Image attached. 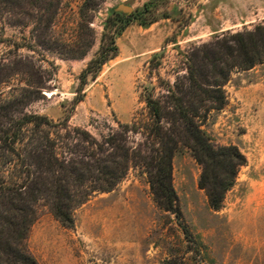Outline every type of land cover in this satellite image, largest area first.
I'll return each mask as SVG.
<instances>
[{
	"label": "rangeland",
	"instance_id": "1",
	"mask_svg": "<svg viewBox=\"0 0 264 264\" xmlns=\"http://www.w3.org/2000/svg\"><path fill=\"white\" fill-rule=\"evenodd\" d=\"M35 1L0 4V109L10 106L0 121L11 133L25 116H45L48 123L18 131L15 152L0 140V182L20 184L27 170L30 177L52 179L31 135H49L50 150L65 167L93 164L120 172L126 156L128 162L109 191L91 179L75 187L76 196L85 197L73 210V227L54 216L48 193L31 203L26 251L38 264H264V63L232 68L222 85V108L200 100V87L210 88L217 78L212 51L225 39L234 44L232 34L264 25V0H98L87 18L81 16L84 0ZM114 12L132 18L115 34L117 55L75 102L81 72L104 33L118 28H105ZM149 95L161 103L164 128L182 127L174 99L181 96L192 114L197 110L195 121L213 144L235 145L245 158L219 209L199 187L203 166L181 144L172 157L179 214L156 200L147 166L159 137ZM133 123L138 129L124 126ZM6 191L0 213L15 218L4 203ZM9 260L0 251V264Z\"/></svg>",
	"mask_w": 264,
	"mask_h": 264
},
{
	"label": "trees",
	"instance_id": "2",
	"mask_svg": "<svg viewBox=\"0 0 264 264\" xmlns=\"http://www.w3.org/2000/svg\"><path fill=\"white\" fill-rule=\"evenodd\" d=\"M9 3H12L11 0H0L1 5ZM33 3L38 2L36 0ZM97 3L98 0H84L81 16L87 18L88 10L96 6ZM131 20V17H127L121 12L108 15L105 28L107 29L109 25L116 23L118 28L114 33L108 31L104 33L97 55L89 61L86 68L81 72L75 102L82 100V91L89 79H95L102 66L117 55L115 34H119ZM231 40L234 44H229L225 39L220 43V50L212 51L214 74L217 75V78L213 80L210 88L200 87L204 93L200 100L206 99L214 102L211 105L214 108H222L225 104L222 85L229 79L232 68L246 70L258 63H264V25L256 26L253 31L236 32L231 35ZM215 61L221 62V65L214 63ZM174 99L178 118L182 125L177 131H170L162 126L163 114L160 101L152 95L145 98L152 120V129L159 137V146L147 166L152 192L165 210L176 215L179 214L176 205L177 195L172 185V157L181 144V146L190 148L195 159L203 166L198 184L200 188L206 191L210 207L217 210L222 205L225 192L234 184L237 168L244 164L245 158L235 145L216 146L213 144L209 135L195 121L197 110H194L192 114L181 96H175ZM6 107L9 108L10 106H1L0 117L7 115V113L1 114L2 111L6 112L3 110ZM43 121L48 123L45 116H25L16 120L17 128L15 129L17 131L15 130L13 133H11V128H3L4 122L0 121V131L3 132L0 140L4 143L10 141L12 143L10 147L15 152L14 145L20 139L17 136L18 131L30 123L36 124L37 129H41ZM124 126L127 129L130 126L135 130L138 129L135 123ZM30 139L38 158H46L48 170L53 177L46 182L40 176L38 177L35 172H32V177H30L29 173L31 172L27 170V180L20 184H14L6 187V189L4 184L0 182V198L2 195H6V190H8L9 197L5 199L4 203L7 204V210L12 211L15 215V218H11L10 212L8 215L0 213V251L8 257L10 256L9 264H38L24 246V239L31 223L29 210L33 211L31 203H35L40 197H43L44 193H48L51 197L54 216L64 225L73 227L75 223L73 210L84 201L83 197H85H77L75 187L83 184L86 179H91V181L103 182L100 189L109 191L124 175L123 167L128 162L126 156L120 172L115 166L110 168L109 166L100 167L99 165L86 164L80 167L74 165L65 167L57 160L53 148L50 150L54 143L50 141L49 135L36 137L31 135ZM47 146L49 150L46 149ZM57 169H59V173L55 174ZM22 172L25 173L24 170ZM186 232L188 233V231Z\"/></svg>",
	"mask_w": 264,
	"mask_h": 264
}]
</instances>
